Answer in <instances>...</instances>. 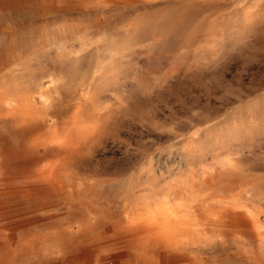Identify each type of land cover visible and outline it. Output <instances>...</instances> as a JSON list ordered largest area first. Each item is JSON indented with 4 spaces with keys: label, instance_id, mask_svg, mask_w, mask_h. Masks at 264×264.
Segmentation results:
<instances>
[{
    "label": "rangeland",
    "instance_id": "obj_1",
    "mask_svg": "<svg viewBox=\"0 0 264 264\" xmlns=\"http://www.w3.org/2000/svg\"><path fill=\"white\" fill-rule=\"evenodd\" d=\"M59 1L0 8V69L11 72L0 74V89L20 84L49 120L14 135L12 149L47 133L50 154L53 121L62 149L67 133L79 140L97 120L100 132L71 156L61 151L59 205L48 221L0 227V264H115L123 250L121 263L142 259L118 242L121 233L133 234L179 189L188 198L205 168L230 167L245 183L240 197L263 216L264 0ZM187 212L180 218L193 223ZM216 230L199 227L195 245L170 255L243 264L238 254L248 251L251 264H264L254 239ZM43 234L55 236L25 245Z\"/></svg>",
    "mask_w": 264,
    "mask_h": 264
},
{
    "label": "bare ground",
    "instance_id": "obj_2",
    "mask_svg": "<svg viewBox=\"0 0 264 264\" xmlns=\"http://www.w3.org/2000/svg\"><path fill=\"white\" fill-rule=\"evenodd\" d=\"M123 1L134 0H78L77 2L80 4L86 2L87 6H92L96 3H122ZM14 2L15 0H0V8H9ZM6 67L5 65V68L0 69V74L8 75L10 71ZM34 98L29 92L23 90L20 84L12 83V85L0 89V148L2 149L0 152V227L28 228L48 221L46 213L55 214L59 205L58 197L61 188L58 175L62 166L61 151L64 150L68 156H71L86 142L95 139L100 132L101 123L97 120L81 133L80 139H76L77 141L73 139L71 133H67L69 136H66L65 148L62 149L63 141L60 136L63 132L59 135L58 123L53 121L49 130L52 136L49 146L50 154H47L45 146V134L47 133H39L34 139L24 141L18 149L13 150L14 135H17L16 139H18L20 135H26L28 129L42 127L46 123L47 105L42 104L37 108L33 101ZM42 101L45 103L44 99ZM244 184L235 176L230 167H218L214 170L203 169L202 182L192 183L189 187L190 196L188 198L185 196V192L179 189L169 200L162 203L157 202L153 218L140 223L137 227L133 226V231L135 230L133 234L130 235V232H127L121 233L119 236L118 242L129 244L131 250H141L144 258L137 261L126 260L125 263H121L119 259L121 255H125V250H123L120 254L112 256L111 261L115 264H207L203 259L191 255H170L171 251H176L177 248L195 245L199 227H213L215 230L217 228L221 235L236 230L241 231L245 240L254 239L260 250H264V215L262 216L261 209H256L240 197V187ZM221 190L227 194H222ZM187 210L195 216L193 223L186 219L183 220L185 217L181 219L180 215H183L184 212L188 214ZM208 210L209 215L200 219V215ZM55 216L50 219L54 221ZM52 227H58V225L55 223ZM47 235L31 236L26 241L24 240L25 245L31 248H40ZM54 236L49 235L48 237L54 238ZM238 257L247 264H251L254 260V256L248 251L238 254ZM71 260L72 264L81 261L77 258ZM2 262L3 260L0 258V263ZM59 262L65 263L66 261Z\"/></svg>",
    "mask_w": 264,
    "mask_h": 264
}]
</instances>
